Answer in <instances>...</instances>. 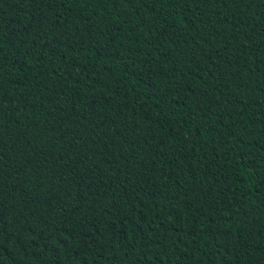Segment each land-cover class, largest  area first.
<instances>
[{
    "label": "trees",
    "instance_id": "1",
    "mask_svg": "<svg viewBox=\"0 0 264 264\" xmlns=\"http://www.w3.org/2000/svg\"><path fill=\"white\" fill-rule=\"evenodd\" d=\"M0 264H264V0H0Z\"/></svg>",
    "mask_w": 264,
    "mask_h": 264
}]
</instances>
